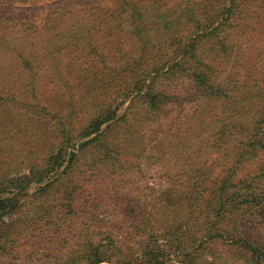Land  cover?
<instances>
[{"label": "trees", "instance_id": "1", "mask_svg": "<svg viewBox=\"0 0 264 264\" xmlns=\"http://www.w3.org/2000/svg\"><path fill=\"white\" fill-rule=\"evenodd\" d=\"M86 14L103 27L82 23ZM256 23L264 0L50 11L35 30L56 40L42 56L50 66L36 69L53 74L43 93L56 98L20 99L41 150L20 175L0 176V264H264V78L243 98L227 75L237 36ZM128 39L135 54L116 47ZM61 43L80 51L57 60ZM29 59L20 52L35 75ZM163 161L178 165L164 173L172 185L138 189L145 167Z\"/></svg>", "mask_w": 264, "mask_h": 264}, {"label": "rangeland", "instance_id": "2", "mask_svg": "<svg viewBox=\"0 0 264 264\" xmlns=\"http://www.w3.org/2000/svg\"><path fill=\"white\" fill-rule=\"evenodd\" d=\"M88 2L90 0H56L37 5L0 3V27H4L3 30H0V98H2L0 99V176L3 174L20 175V170L24 169L26 171L28 152L32 151L36 154L34 156H37L41 150L39 141L35 140L36 132L32 128H26V126L33 127L31 118L37 119L35 113L25 112L23 108L21 109L20 99L33 100L35 98L33 94L35 93L42 96L43 99L53 100L56 98L50 94L44 96L43 93L45 87L51 86L50 82L54 79L53 74L48 78L42 74L44 69L37 72L41 65L50 66L49 59H43L42 56L47 48L54 46L56 40L49 37L51 36L50 31L39 35L35 30L39 29L44 17L60 5L78 9ZM86 16L87 19L83 20L82 23H93L92 25H96V28L103 27L99 22H94L90 15L86 14ZM234 31L235 36H237L240 30L237 28ZM241 33L237 37H239L242 47L236 49V56L231 61L232 68L227 75L232 82L231 85L239 87L234 89L236 94H240L243 90L248 93L241 96L245 98L251 95L249 86L253 83V80L262 82L264 78V23L246 26L245 30H241ZM67 41H69L68 38H65L63 42ZM56 45L63 47L61 53L55 52L57 60H59L58 58L67 59V54L73 57L75 53L80 51L74 46H72L74 49L65 48L63 43ZM116 47H123L129 53L135 54L137 43L128 39L120 41L116 44ZM74 51L76 52L74 53ZM20 52L30 58L29 62H32L33 69L36 71L35 75L30 71V67L22 65L24 62L20 67ZM53 70L51 68V71ZM22 85L25 89H28V92L23 94V98H20V87ZM33 85L41 91H36ZM260 94L264 95V91ZM28 131L31 132L27 134ZM160 163H165L166 170L159 165H147L145 173L135 181L138 189L144 190L143 186L149 184L156 186V190L161 191L172 185L174 180L166 177L164 173L167 171L169 175H172L177 171L178 165L169 166L166 161ZM120 171L117 169L115 174L120 173ZM134 174L135 171L129 169L126 178L129 181H134ZM127 185L132 186L133 184L129 182ZM262 235L264 236V230ZM174 259L178 260L175 255ZM102 262L115 264L108 261ZM234 264H244V262H235Z\"/></svg>", "mask_w": 264, "mask_h": 264}, {"label": "water", "instance_id": "3", "mask_svg": "<svg viewBox=\"0 0 264 264\" xmlns=\"http://www.w3.org/2000/svg\"><path fill=\"white\" fill-rule=\"evenodd\" d=\"M98 264H109V263H106V262H100V263H98Z\"/></svg>", "mask_w": 264, "mask_h": 264}]
</instances>
